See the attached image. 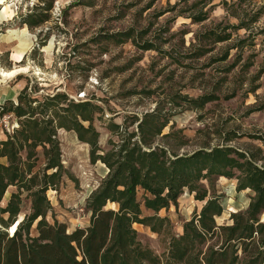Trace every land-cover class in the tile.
<instances>
[{
	"label": "rangeland",
	"instance_id": "rangeland-1",
	"mask_svg": "<svg viewBox=\"0 0 264 264\" xmlns=\"http://www.w3.org/2000/svg\"><path fill=\"white\" fill-rule=\"evenodd\" d=\"M203 13L205 20L194 19ZM241 19L249 28L237 27ZM129 29L133 40L119 42L117 33ZM213 29L230 38L215 41L206 35ZM148 44L153 48L145 49ZM20 66L26 70L15 76L0 74V111L6 108L0 113V140L19 126L9 100L16 103L27 87L38 99L59 92L101 105L95 126L104 149L111 137L109 122L123 123L125 116L141 118L146 112L169 118L163 133L173 134L156 140L180 153L221 143L229 135L234 146L264 149L261 139L249 136L264 137V0H2L0 73ZM204 94L217 96L203 107L186 98ZM58 139L64 168L57 189L47 191L52 204L47 219L65 222L71 232L89 224L87 199L108 170L91 161L90 144L74 130L59 129ZM37 151L35 170L45 162L42 147ZM202 185L221 198L220 224L231 223V213L245 210L253 195L251 189L238 190L236 178L214 176ZM15 190L8 189L4 204ZM138 198L143 200L142 189ZM203 203L185 189L177 205L158 212L171 221L161 233L134 224L139 239L162 254L170 236L182 233L183 223ZM30 211L24 192L20 216ZM152 214L143 206V215Z\"/></svg>",
	"mask_w": 264,
	"mask_h": 264
},
{
	"label": "trees",
	"instance_id": "trees-1",
	"mask_svg": "<svg viewBox=\"0 0 264 264\" xmlns=\"http://www.w3.org/2000/svg\"><path fill=\"white\" fill-rule=\"evenodd\" d=\"M207 17L203 13L194 19ZM44 20L47 18L40 23ZM237 27L249 28V23L241 19ZM132 31H119V42L132 39ZM206 35L218 42L230 38V33L214 29ZM144 48L153 47L148 44ZM215 96L186 98L203 107ZM9 101L19 126L0 140V159H5L0 161V264H264L262 147L242 149L229 142L233 139L229 135L221 143L180 153L156 140L173 134L163 133L169 118L160 120L155 113L146 112L141 118L125 116L123 123L109 122L111 137L104 149L95 126L100 118L96 114L103 107L95 101H75L59 92L38 99L29 95L27 87L17 95L16 103ZM5 110L3 107L0 113ZM61 128L74 130L79 140L90 144L91 161H101L108 169L87 199L89 224L71 232L65 222L47 219L52 210L47 191L57 189L64 168L58 139ZM249 136L264 143L261 135ZM38 147H42L45 162L35 170ZM214 176L236 178L238 190L253 191L248 207L231 213V223L217 222L216 217L224 211L221 198L209 195L202 185ZM11 186L16 190L4 204ZM140 189L143 200L138 198ZM185 189L204 202L203 206L183 223L182 233L170 236L167 248L158 254L142 243L134 224L161 233L171 221L158 212L177 205ZM24 192L31 211L19 220ZM143 206L155 214L143 215ZM34 226L36 235L32 234Z\"/></svg>",
	"mask_w": 264,
	"mask_h": 264
},
{
	"label": "bare ground",
	"instance_id": "bare-ground-1",
	"mask_svg": "<svg viewBox=\"0 0 264 264\" xmlns=\"http://www.w3.org/2000/svg\"><path fill=\"white\" fill-rule=\"evenodd\" d=\"M21 54H22V52H18L17 54H15V57H16L17 60H20ZM25 70H26V67L20 66V67H16V68H13V69H10V70H2V72L0 74H1L2 77L8 78V77L15 76V75H17V74H19L21 72H24ZM99 162H100V164L105 166L104 163H102L101 161H99ZM106 169H107V167H106ZM5 197H6V194H5ZM217 217H219V216H217Z\"/></svg>",
	"mask_w": 264,
	"mask_h": 264
},
{
	"label": "crops",
	"instance_id": "crops-1",
	"mask_svg": "<svg viewBox=\"0 0 264 264\" xmlns=\"http://www.w3.org/2000/svg\"><path fill=\"white\" fill-rule=\"evenodd\" d=\"M11 98H12V97H11ZM9 99H10V98H9ZM3 136H4V137H1V140L6 138V134L3 133Z\"/></svg>",
	"mask_w": 264,
	"mask_h": 264
},
{
	"label": "water",
	"instance_id": "water-1",
	"mask_svg": "<svg viewBox=\"0 0 264 264\" xmlns=\"http://www.w3.org/2000/svg\"><path fill=\"white\" fill-rule=\"evenodd\" d=\"M23 219V216H20L19 220H22Z\"/></svg>",
	"mask_w": 264,
	"mask_h": 264
},
{
	"label": "snow or ice",
	"instance_id": "snow-or-ice-1",
	"mask_svg": "<svg viewBox=\"0 0 264 264\" xmlns=\"http://www.w3.org/2000/svg\"><path fill=\"white\" fill-rule=\"evenodd\" d=\"M0 2H2V0H0Z\"/></svg>",
	"mask_w": 264,
	"mask_h": 264
},
{
	"label": "built area",
	"instance_id": "built-area-1",
	"mask_svg": "<svg viewBox=\"0 0 264 264\" xmlns=\"http://www.w3.org/2000/svg\"><path fill=\"white\" fill-rule=\"evenodd\" d=\"M2 109H3V107H2Z\"/></svg>",
	"mask_w": 264,
	"mask_h": 264
}]
</instances>
